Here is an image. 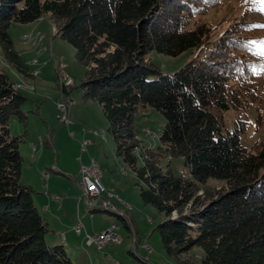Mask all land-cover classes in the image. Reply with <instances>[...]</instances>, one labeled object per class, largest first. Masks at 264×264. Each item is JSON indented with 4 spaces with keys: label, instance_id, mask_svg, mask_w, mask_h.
Listing matches in <instances>:
<instances>
[{
    "label": "trees",
    "instance_id": "obj_1",
    "mask_svg": "<svg viewBox=\"0 0 264 264\" xmlns=\"http://www.w3.org/2000/svg\"><path fill=\"white\" fill-rule=\"evenodd\" d=\"M222 2L0 0V56L19 76L36 77L14 46L11 24L47 16L56 38L74 48L85 68L80 96L100 107L115 156L139 180L143 204L164 216L155 230L177 264H191L183 257L194 249L199 264H264V141L246 148L239 137L246 122L232 131L223 125L224 112L255 100L263 45L248 36L256 23L247 14L216 25L199 21ZM188 49L196 55L173 73L149 57ZM13 86L0 70V264H74L63 245L46 244L47 220L21 182L27 99ZM71 87L60 84L64 95ZM146 108L165 119L156 148L135 128V115ZM14 122L24 125L16 137ZM172 158H182L188 171L174 173ZM211 179L223 185L213 187ZM99 212L115 215L92 213Z\"/></svg>",
    "mask_w": 264,
    "mask_h": 264
},
{
    "label": "rangeland",
    "instance_id": "obj_2",
    "mask_svg": "<svg viewBox=\"0 0 264 264\" xmlns=\"http://www.w3.org/2000/svg\"><path fill=\"white\" fill-rule=\"evenodd\" d=\"M244 14L254 19L256 23L248 36L255 38L263 45L260 50L261 58L258 60L259 70L254 78L257 87L254 92L255 100L245 108L224 112L223 125L225 130L232 131L235 128H242L240 123L246 122L239 137L242 145L249 148L256 140L264 141V27H262L264 26V0H223L221 5L198 19L200 22L216 25L236 17L240 18ZM35 23L42 31H29L27 40L24 37L22 40L14 28L9 27L8 33L12 37L16 50L36 77L19 76L2 62L0 56V70L6 73L10 82L16 83V85L13 83V88L19 87V93L27 99L21 107L27 114L25 128L28 131V135L25 136L26 143L19 145L23 155L21 182H27L28 177L34 174V177L39 179L38 184L42 187L44 194L61 198V204L66 206L65 209L74 210V212L77 211L79 201L81 211L87 213L89 209L77 186L76 176L82 165L95 161L102 172L100 181L105 192L101 198L109 201L123 214L121 216L123 220L116 214L111 216L113 224L118 226L117 228L114 225L122 244L110 245L101 251L88 246L84 240L81 245L67 244V247L72 248L68 255L73 263L113 264L117 260L121 264H177L175 260L166 256L159 234L155 230L156 226L165 220L164 216L153 207L143 204L139 198V180L128 166L115 156V144L112 136L107 132V121L100 107L91 101L82 100L80 96L78 85L84 80L85 68L76 61L74 48L56 38L55 28L47 16ZM12 25V27H29L31 23ZM35 37L37 39H34ZM195 55L196 50L188 49L175 57L156 52H151L149 57L160 67L161 72L173 73ZM35 70L37 71L34 72ZM60 84L65 88L72 85L69 95L62 94ZM63 101L67 103L68 109L75 107L71 114L67 112L70 121L68 128L67 125H61L58 120L56 105ZM39 108L41 109L38 113ZM44 113L48 122L42 120ZM16 123L22 132L24 125ZM164 126L163 115L155 109L146 108L135 115L138 138L152 148L160 145L159 138ZM10 128L12 136H18L13 124ZM81 132L87 133L89 139L79 138ZM50 137L53 143L56 139L54 147ZM77 141L78 145H76ZM85 141L89 144L86 145L85 150H82V143ZM33 143L38 145L36 153H33L35 150ZM169 161L174 173L188 171L182 158H172ZM30 163L33 168L29 166ZM167 163L168 160L163 158L161 161L163 170H166ZM209 185L218 188L223 185V182L211 179ZM93 216L95 218L91 230L95 229L96 221L101 216L109 217L103 212L93 213ZM110 225L111 222L107 223L108 227ZM82 234L86 237L87 234L95 233H87L82 229ZM49 235L48 233L45 235V242L48 246H52L47 238L50 237ZM200 255L201 252L194 249L183 259L191 264H199Z\"/></svg>",
    "mask_w": 264,
    "mask_h": 264
},
{
    "label": "crops",
    "instance_id": "obj_3",
    "mask_svg": "<svg viewBox=\"0 0 264 264\" xmlns=\"http://www.w3.org/2000/svg\"><path fill=\"white\" fill-rule=\"evenodd\" d=\"M38 21H36V22H38ZM17 25L18 24H15V26H17ZM12 26L13 25L11 24L10 28H14V30L17 31L19 37H22V40L28 39L26 36L29 35L28 34L29 31H32V30L33 31H42L40 26L37 25V23H35V22L31 23V25H29V27H12ZM27 28H29V29H27ZM23 37H24V39H23ZM34 39H37V37H35ZM35 71H37V70H35ZM13 83H15V82H13ZM15 85H16V83H15ZM18 91H19V87H18ZM74 108L75 107L72 106L70 109H68V114H71L72 110H75ZM40 109L41 108L38 109V113H39ZM45 116H46V114L44 113V115L42 116V120L44 122H48ZM13 125H14V129L18 133V135L21 134L22 132L20 131V127L18 126V124L16 122H14ZM68 127H70V125H68L67 128ZM79 138H81L82 140H88L89 135L85 132H81ZM26 141H27V138H24L22 143H26ZM51 141H52V139H51ZM55 142H56V139L54 140V143L52 141V143H53L52 147L55 146ZM33 145H35V150L33 151V153H36L38 145H37V143H33L32 146ZM76 145H78V141H77ZM32 146H31V148H32ZM20 154H21V152H20ZM21 156H22V162H23V155L21 154ZM29 166L31 167L32 164L30 163ZM32 168H33V166H32ZM22 173H23V166H22ZM32 175L33 176L28 177L27 182H24L22 184L25 186H29L32 189L33 203L36 206L40 215L47 220L48 234H50L49 235L50 237H47V238H48L49 242L52 243V245L53 244L63 245L64 248L67 249L68 254L72 250V248L67 247L66 246L67 244L71 245V246L81 245L82 241L83 240L85 241V236L82 234V230L79 234H77V233H75V231L73 229L74 225L79 221L81 222V224L83 226L82 229H84V231L87 233L100 232L101 230L106 229L108 227L107 223H110V222H111V225H116V224H113V222H112L113 221V219L111 218L112 215L107 214L109 217H102L101 216L100 219H98V221H96V224L94 226L95 229L91 230V225L94 224V218H95V216H93V213H90L89 210L87 213L82 212L80 209L81 203L79 201L77 202V211L76 212H74V210L72 211V210L65 209L66 206L61 204V198H59L60 200L57 202V201L53 200V198L51 196H49V194H46V193L44 194V192L42 191V187H40V185L38 184L39 179L34 177V174H32ZM77 180L78 179L76 176V182H77ZM77 186H78V184H77ZM40 210H42V212ZM101 222H103V223H101ZM117 228H118V226H117ZM113 264H121V262L115 260Z\"/></svg>",
    "mask_w": 264,
    "mask_h": 264
},
{
    "label": "built area",
    "instance_id": "obj_4",
    "mask_svg": "<svg viewBox=\"0 0 264 264\" xmlns=\"http://www.w3.org/2000/svg\"><path fill=\"white\" fill-rule=\"evenodd\" d=\"M72 84V83H67ZM67 103L65 101L57 103V110H58V120L61 125H70V121L67 116ZM97 134V133H95ZM71 135H73L71 133ZM89 142L85 141L82 143V150H85L86 145H88ZM101 172L99 167L97 166V163L95 161H91L87 165H82L77 173V184L81 191L82 198L85 201V205L89 209L90 213L91 211V204H106L107 200L101 203H94L93 201V192H97L98 189L104 188L101 184ZM47 177V175H45ZM53 200L59 201L60 199L58 197H52ZM110 206V205H108ZM113 207V206H111ZM83 226L81 222H77L74 226L75 233L79 234L82 230ZM121 238L116 234V227L115 226H109L108 228L95 233L93 235H86L85 242L86 244H89L92 247H95L97 250L101 251L107 246L110 245H120Z\"/></svg>",
    "mask_w": 264,
    "mask_h": 264
},
{
    "label": "bare ground",
    "instance_id": "obj_5",
    "mask_svg": "<svg viewBox=\"0 0 264 264\" xmlns=\"http://www.w3.org/2000/svg\"><path fill=\"white\" fill-rule=\"evenodd\" d=\"M100 172H101V170H100ZM104 192H105L104 188H100V189H98L97 192H93V201H94V203H101V202L106 201V200H103L101 198V196H102V194ZM108 205H110V206H108ZM111 206H113V205L109 201H107V205L106 204H91V211L93 212V211H97V210L98 211H102L103 210V211H109V212H111L113 214H116L119 217L123 215L118 209H116L114 206L113 207H111ZM111 226H114V225H111ZM120 244H121V242H120ZM87 245L90 246L89 244H87Z\"/></svg>",
    "mask_w": 264,
    "mask_h": 264
},
{
    "label": "snow or ice",
    "instance_id": "obj_6",
    "mask_svg": "<svg viewBox=\"0 0 264 264\" xmlns=\"http://www.w3.org/2000/svg\"><path fill=\"white\" fill-rule=\"evenodd\" d=\"M262 27H264V26H262Z\"/></svg>",
    "mask_w": 264,
    "mask_h": 264
},
{
    "label": "water",
    "instance_id": "obj_7",
    "mask_svg": "<svg viewBox=\"0 0 264 264\" xmlns=\"http://www.w3.org/2000/svg\"><path fill=\"white\" fill-rule=\"evenodd\" d=\"M174 216V215H173Z\"/></svg>",
    "mask_w": 264,
    "mask_h": 264
}]
</instances>
